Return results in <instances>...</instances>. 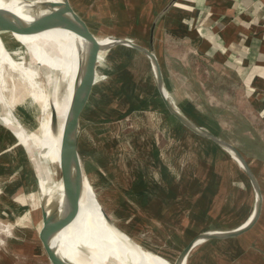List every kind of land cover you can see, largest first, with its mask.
<instances>
[{
    "label": "rangeland",
    "instance_id": "rangeland-1",
    "mask_svg": "<svg viewBox=\"0 0 264 264\" xmlns=\"http://www.w3.org/2000/svg\"><path fill=\"white\" fill-rule=\"evenodd\" d=\"M69 1L99 39L125 35L148 44L146 31L152 15L135 23L137 12H122L120 0ZM0 37L4 43L0 41L1 50L16 53L15 60L26 67L24 72L4 67L0 73V264H50L39 238L41 202L52 196L41 188L47 171H39L7 118L24 129L27 137L40 136L41 126L49 117L42 101L49 96V77L55 78L57 72L31 64L29 50L27 53L18 41L20 34L0 32ZM29 37H22L28 49ZM169 44V55L162 65L173 102L198 125L246 156L261 157L264 143H257L260 135L256 129H264L263 124L255 122V116L252 124L238 121L239 116L249 119L252 115L248 97L254 88L248 89L241 82L237 89L238 80L232 75L226 76L188 50L187 57L186 45ZM175 48L178 51L170 53ZM2 56L5 54L0 55V62L10 64L12 59ZM98 68L100 80L80 120V161L96 192L95 200L111 220L144 249L171 263L197 233L241 225L252 207L248 177L219 146L169 114L149 59L135 49L119 46L100 56ZM219 101L224 103L217 108L206 106ZM219 116L225 123H218ZM225 117H236V123L226 122ZM251 163L264 181V163ZM158 165L170 169L182 182L183 200L165 202V178ZM49 170L54 174L50 189L55 192L61 175ZM195 193L201 196H193ZM187 264H264V218L240 237L202 244Z\"/></svg>",
    "mask_w": 264,
    "mask_h": 264
},
{
    "label": "bare ground",
    "instance_id": "bare-ground-1",
    "mask_svg": "<svg viewBox=\"0 0 264 264\" xmlns=\"http://www.w3.org/2000/svg\"><path fill=\"white\" fill-rule=\"evenodd\" d=\"M62 3L63 0H0V11L10 13L26 25H32L35 19L50 13L51 10H60L59 5ZM53 4L58 6L52 7ZM14 33L22 37L30 36L29 49L28 45L22 44V37L18 41L26 48L27 53L29 50L32 65L57 72L55 78L49 77V96L42 101L44 110L49 112V117L41 126L40 136L27 137L28 134L24 129L10 119L7 120L15 135L25 144L38 163L39 171H47L46 177L41 182V188L44 194L51 192L50 194L54 196L52 204L58 208L64 199L63 182L60 180L57 191H51L50 183L54 174L49 169L58 172L60 170L64 132L74 116V108L77 104L73 84L78 66V51L85 46V41L78 33L68 28H51L33 34ZM101 40L109 41L108 38ZM0 41L4 45L3 40ZM0 51V55L5 54L3 58L12 59L8 62L10 64L0 62V73L4 67L15 71L26 70V67H22L11 57L8 49L2 51L0 48ZM28 71L34 72L32 69ZM39 97L40 95H36V99H40ZM1 114L0 112V117ZM77 159L78 163H81L79 154ZM58 244L60 252L76 264H172L165 257L146 250L132 241L128 234L108 221L104 209L98 200H95V193L88 178L84 183L80 213L76 220L61 232Z\"/></svg>",
    "mask_w": 264,
    "mask_h": 264
},
{
    "label": "water",
    "instance_id": "water-1",
    "mask_svg": "<svg viewBox=\"0 0 264 264\" xmlns=\"http://www.w3.org/2000/svg\"><path fill=\"white\" fill-rule=\"evenodd\" d=\"M176 1L177 0H172L170 5L174 4ZM57 6L56 4L52 5V7ZM59 8L60 10L58 11L51 10L50 13L38 17V19L34 20L32 25H26L23 21L18 20V18L10 13L0 11V32L13 31L17 33L33 34L51 28H68L78 33L85 41V46L81 47L78 51V66L73 84L77 104L74 108V116L67 124L63 136L64 141L61 145L62 152L59 172L61 175L60 180H62L64 188L63 203L58 208L55 204L53 205L52 200H54V196H50L47 200L42 199L41 202L42 226L39 231V238L42 242L48 262L50 264H76L67 259L60 252L58 241L61 232L74 222L80 213L84 183L88 178L84 166H81V163H78L77 159V136L80 115L85 108L86 103H88L94 95L96 86L100 80L98 68L100 56L119 46L135 49L149 59L158 93L169 114L191 132L213 142L225 151L247 175L254 193V207L248 219L233 229L209 230L198 233L179 252L172 264H187L193 251L208 241L227 240L240 237L250 232L258 224L263 211V193L260 183L241 150L232 143L218 136V134L212 133L198 125L195 120L190 118V116L184 111H181L173 102L166 82L162 61L157 54L155 44L156 26L163 13L157 17L151 26L148 44L134 36H108L107 38L109 41L104 42L90 30L86 22L73 9L69 0H63V3L59 5ZM9 54L15 60L14 55L16 53H11L9 51ZM21 60L25 62L24 58ZM105 215L109 222L120 229L106 212ZM131 240L134 241L133 239Z\"/></svg>",
    "mask_w": 264,
    "mask_h": 264
},
{
    "label": "crops",
    "instance_id": "crops-1",
    "mask_svg": "<svg viewBox=\"0 0 264 264\" xmlns=\"http://www.w3.org/2000/svg\"><path fill=\"white\" fill-rule=\"evenodd\" d=\"M197 1L200 3H197ZM171 2L172 0H120L122 12H137L136 17H134L135 23L148 20L152 15L149 29L146 31L148 34L154 21L163 13L155 30L156 51L161 61L167 59L166 56L167 54L169 55L168 51L170 48H167L170 45L169 43L172 45L183 44L188 47L185 49L186 52H184L187 57L189 53L192 54L193 52L194 56L216 66L218 70L221 69V72H225L226 76L232 75L233 78H236L238 80L237 89L240 87L241 82L248 89L254 88L253 94L248 97L252 115L249 119L243 117V115L239 116L238 121L240 123L248 121L252 124L253 120H255L252 117L255 116L257 118L255 122L258 121L264 126V0H177L170 5ZM142 12H148L147 16L142 15ZM177 51V49L175 51L171 49L170 53L173 54ZM181 57H183V53L179 58ZM163 70L166 76V70L164 68ZM228 88L234 89L235 85L230 87L228 85ZM222 103L219 101L220 105ZM88 104L89 102L86 103L80 115V120L84 115V110L88 108ZM210 105L213 106V104ZM218 113L224 114L220 111ZM219 117L221 118V123H225V120L221 116ZM225 119L226 122L229 120L236 123L233 121L236 117L231 119L225 117ZM256 132L257 135H260L257 137V143L261 146L264 143V129L262 128L261 131L256 129ZM80 138L81 125L79 124L77 138L79 157H81ZM222 152L236 164L237 169L240 171L241 169L237 163L225 151L222 150ZM261 153V157L258 154L256 156H246L243 153L258 178L263 193V211L258 224L264 218V181L251 161L255 160L257 163H264V150ZM158 167L162 174H160L161 177L165 178L163 180L165 202L173 204L183 200L185 196L183 197L184 194L182 193V182L173 176V172H170V169L162 165H158ZM194 184L196 185L197 183ZM248 185L252 196V207L251 212L243 221L248 219L254 207L253 189L250 186L251 183H248ZM193 196H201V193H195ZM193 196L189 195L188 198L192 199ZM209 230L213 229L204 231Z\"/></svg>",
    "mask_w": 264,
    "mask_h": 264
},
{
    "label": "trees",
    "instance_id": "trees-1",
    "mask_svg": "<svg viewBox=\"0 0 264 264\" xmlns=\"http://www.w3.org/2000/svg\"><path fill=\"white\" fill-rule=\"evenodd\" d=\"M197 3H200V2L197 1ZM221 50H222V48H221ZM225 51H226V50H225ZM225 51H224V52H225ZM196 57H197V56H196ZM218 105L220 106L219 102H218V103H215V105H213V106H211L209 103L206 104V106H207V107H210V108H217V107H219ZM202 106H204V105L202 104ZM204 107H205V106H204ZM216 114H217V112H216ZM218 121H219L220 124H221L220 119H218ZM219 122H218V123H219ZM222 126H223V125H222Z\"/></svg>",
    "mask_w": 264,
    "mask_h": 264
}]
</instances>
